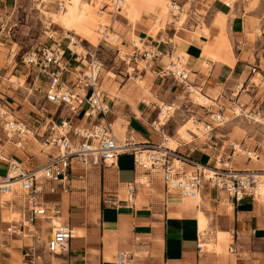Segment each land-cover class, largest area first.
I'll return each instance as SVG.
<instances>
[{
	"label": "crops",
	"instance_id": "1",
	"mask_svg": "<svg viewBox=\"0 0 264 264\" xmlns=\"http://www.w3.org/2000/svg\"><path fill=\"white\" fill-rule=\"evenodd\" d=\"M19 1L5 0V2H11V4ZM78 1L67 0L68 7L65 8L67 14H69L66 15L67 22L63 26L58 25L65 31L74 32L75 35L87 41H92L97 37V35L95 36L97 30L83 24L79 19L82 17L97 23L98 18L95 17V14H92L94 9L90 11V16H85V9L82 4L80 5L81 1ZM102 1L105 3L101 9L93 5L91 8L110 10L113 7L106 0H92V3L95 5L98 2L102 3ZM216 2L217 0H213L209 5L211 14L215 15L213 24H215L214 20L218 14L228 15L229 19L233 9L222 1ZM174 4L175 8L178 7ZM146 7L144 9L146 14L156 15L153 24L144 15L140 20L134 21L130 13H120V16L126 19L133 29H131L129 35L131 33L137 35L136 32H138L141 36L139 37L141 45H144L143 40L145 39L148 41H151L152 38L162 39L163 42L159 47L164 51L171 50L173 46L177 50L180 47L183 50L180 51L187 59L190 82L197 84L196 87L198 88L202 87L208 100L216 99L215 105L210 106L208 112L215 111L220 105L225 106L226 101L230 102V98H233L234 90L239 83L241 84V80H243L244 87L239 95L240 101H242L244 93H248L247 95L255 94L254 98H256L259 94L260 84L254 83L257 73L252 74L251 69L255 65L263 67L264 57L259 58L257 54L255 61H252L250 56H244L247 53L244 48L241 50L236 49L235 52L230 39H228L229 47H227L228 43L224 37L225 22L223 23L224 27L219 29L218 34L212 40L215 43L212 45V41L208 38L210 37L211 27H208V37L201 34L196 40L193 35L189 34V32L195 34L196 30L190 29L181 33L179 30L182 27H179L177 31L173 26L166 28L167 23L162 24L159 12L150 5ZM171 8L168 3L165 4L162 10L163 17L168 16L171 10L175 11ZM108 19H111V15L108 16ZM110 21L113 26L115 21L112 19ZM75 23H80L85 28L74 31L72 27ZM189 23H191L190 20L186 19L185 25H188L187 27H191ZM156 24L161 27L157 28ZM231 24L233 26L234 22ZM112 31L114 32V30ZM177 35L181 37L180 44L175 41ZM257 36H261V34ZM205 41L207 43L203 50L205 54L203 56L201 54V43ZM259 73L264 78V69L260 70ZM144 96L149 100L148 103L145 101L144 103L149 106L152 103L150 97H154L153 93L150 92V88H146ZM107 99L113 105V115L110 116V119L113 121V129L117 139L121 140L130 131H133L136 140L139 142L148 141L159 144L162 141L160 132L166 133L168 131L164 127L168 120L163 119L160 126L155 127L149 117L150 112L147 108L141 110L136 102L131 103L125 98L131 106L135 104L137 108L135 109L132 106L133 111L128 112L129 110L125 107L117 106L116 103L118 102L111 96H108ZM262 99L264 97L260 101L254 100V105L249 110H256L262 104ZM199 109L207 110V107L201 108L200 106ZM2 110L7 111L6 109ZM194 110L199 112L197 109ZM200 114L199 112L196 116H199L198 118L202 120L204 117ZM40 121L38 120V122ZM204 121H207V117ZM34 123L39 124L37 121ZM203 123L205 124V122ZM116 125H119L122 130H116ZM179 127L180 125H175L171 128V135L165 134L167 140L168 137L178 138ZM257 127L259 128L257 134L252 136L251 132L254 131L252 129L248 138H241L242 145L251 148L254 152H251L253 158L245 160L240 154H237V161L235 162L234 159L235 167L250 170L264 169V125H257ZM217 131L218 129L215 130L217 142L223 146L225 152L230 153L233 145L226 147L224 142H229L230 139L225 140L224 138H230L233 134V128H227L228 132L224 134L226 137L218 136ZM240 137H234L235 141H239ZM207 138L208 135L197 139L206 140ZM197 139H193V141L192 139L181 140L174 147L182 153L191 155L203 164L212 166L214 160L211 157V150L206 146V141L200 143V141H196ZM36 142L40 146L38 147L36 143H32L35 146L33 149L46 156L45 146L37 140ZM9 146L15 147L14 144L7 143L4 148ZM4 148L0 145V150ZM11 152V156H15L20 160L23 159L19 151L14 150ZM180 166L185 171L190 167L188 165ZM73 169L74 172L76 170L80 172L79 175L82 176L81 180L76 179L74 182H76L77 187L84 186V192L88 189L89 182H95L96 184L99 181V191L101 190V192L98 205L96 204L89 214L84 215L83 211L72 210L70 212V208L63 205L64 193L49 196L47 200L50 204L56 203L60 206L61 215L57 217H63L62 225L71 227L73 238L60 253L56 254H51L46 250L47 240L44 243L43 250H40L43 256H40L38 264H119V252L126 255L123 264H264V202L262 199L247 196L240 203H234L223 192L210 184H205L200 193L202 197L200 203H184L181 198L173 196L172 191L170 193L166 191L164 184L162 186L159 182L153 180L151 184L147 182L143 186L137 185L134 203H129L127 185L133 182L138 174L134 169L131 154L119 156L117 163L112 166L92 168L75 165ZM84 173L86 174L85 177L83 176ZM3 176L0 174V177ZM75 177H78L77 174ZM138 178L140 180L141 177ZM20 185L14 188L13 195H2L0 193L3 197H0L3 200L0 207L2 209L13 208L22 217L20 221L9 225L11 228L14 224L18 232L22 231L21 233L10 234L5 231L7 238L0 244V264H20V262L26 264L24 258L20 259L19 257L20 255L23 257L24 248L33 245L41 249L38 244L46 241L51 236L52 220L38 218L34 223H31L34 225V231L31 233H29L30 227L27 224V227H22V222L25 223V220L21 208L23 200L20 196ZM95 189L98 188L95 187ZM177 194L181 195L179 192ZM50 197H56V199H50ZM11 200L17 201L19 207L14 202L6 207L5 203ZM198 211L202 212L208 219V227L204 231H200L199 228Z\"/></svg>",
	"mask_w": 264,
	"mask_h": 264
},
{
	"label": "built area",
	"instance_id": "2",
	"mask_svg": "<svg viewBox=\"0 0 264 264\" xmlns=\"http://www.w3.org/2000/svg\"><path fill=\"white\" fill-rule=\"evenodd\" d=\"M187 1L193 3L192 0ZM61 6L59 4V7ZM196 15V11L186 12L185 5H180L179 10L173 13L172 17L176 22L183 21L178 26L183 27L186 16H190L189 20L192 21L196 20L193 18ZM196 22L197 25L201 24L200 20ZM167 24L173 26L175 31L178 30L172 20H168ZM108 36L109 34L104 33L101 42H108ZM49 38H53L52 35ZM63 40L64 37L59 40L54 39L52 45L40 44L23 56V63L26 67L32 68L36 81L45 83L43 89L45 101L57 106L51 117H43L39 125H34L36 137L51 146L55 152L49 154V161L45 164L26 167L15 156H7L9 159L7 161L2 160L5 151L0 150V163L7 166L5 179L21 182L20 196L23 200L21 208L23 219L27 223H34L38 218L51 220L61 215L60 206L56 203L50 204L47 199L49 196L70 190L71 181L76 175L73 169L75 165L92 168L112 166L117 163L119 156L124 154L132 155L134 169L138 172L134 181L127 185L129 203L137 192V185H145L138 178L142 176L147 178V182L160 176L166 191H177L186 197L196 198L204 185L210 184L234 203H240L247 196L256 198L259 189L264 187V170L235 167L236 145L232 146L230 153L225 152L214 134L215 130L225 123L224 105L218 106L216 112L211 113L210 120L205 122L210 131L206 146L211 150V157L214 160L212 166L180 152L178 148L171 150L162 147L166 138V133L163 132L159 144L148 141L136 142L132 133H129L126 141L121 142L114 133L113 121L110 119L113 115V105L108 102V96L100 85V72L104 64L99 57L98 47L82 54L71 49L69 43L65 45ZM161 42L162 39L155 38L151 41H143L144 48L134 44L132 53H123L118 48V57L128 66L127 73L130 78L140 76V72L148 67L153 68L154 71L157 69V76L173 79L191 94L197 84L190 82L187 60L175 55L174 46L168 51L161 49L159 47ZM85 60L87 63L84 62ZM140 61L144 62L143 67H140ZM252 73H259V67L254 66ZM243 87L244 84L239 83L234 90V99L231 102L233 112L234 107L239 108L241 113L245 111L244 104L238 98ZM200 89L203 92L202 87ZM159 110L160 115L162 108L160 107ZM247 113L264 116V111L259 108ZM234 115L236 116L235 112ZM1 118L0 114V120ZM26 128L29 129V124L19 119L10 122L9 131L0 124V145L4 148L7 143H12L16 149H23L26 141L23 133ZM20 141L23 143L22 147L17 145ZM248 158L252 159V157ZM175 161L188 165L193 170L181 172L176 169ZM206 168L211 173L209 176L206 175ZM11 170L13 174L9 175ZM7 188L11 189V186ZM14 201L8 203L12 205ZM22 227H27L26 223L22 222ZM6 231L10 234L22 232H18L14 224L11 228L7 227ZM72 238L73 232L69 225L52 227L46 250L56 254L59 249L65 248ZM38 251L39 249L33 245L25 247L24 262L36 264L40 257ZM125 257V253L119 252L118 263L123 264Z\"/></svg>",
	"mask_w": 264,
	"mask_h": 264
},
{
	"label": "rangeland",
	"instance_id": "3",
	"mask_svg": "<svg viewBox=\"0 0 264 264\" xmlns=\"http://www.w3.org/2000/svg\"><path fill=\"white\" fill-rule=\"evenodd\" d=\"M65 1L67 2V0H20L18 3L16 2L14 4H11V2L7 3L5 2V0H0V110L6 109L15 119H19L28 123L29 129H31L32 131L35 130L34 125H39L35 124V121H37V123H40L38 122V120L42 121L43 117L49 118L52 116V114L55 113L57 106L47 103L44 99L43 89L45 88V83L41 82L40 80L36 81V75L33 72L32 68L30 69L26 67V65L23 63V56L28 51L32 50L35 46H39L40 44L44 43L52 45L54 43V39L59 40L64 37L63 41L65 45H67L70 41V37L66 36L71 35L74 38L81 40L79 41V44L83 47V49H81L80 51L82 54H85L87 51L91 52L95 49V47H98L99 57L104 64L103 70L101 71L100 85L107 96H111L113 99H115V101L118 102L116 103L117 106L125 107L127 110H129L128 112H131L133 111L132 106L137 109L136 105L132 104L131 106L125 100V98L128 99L131 103L136 102L138 104V107L140 106L141 110H143V108H147L149 110V117L150 119H152V123H154L158 122L161 119V116L159 115L160 104L178 103L181 109L180 111H176V113L172 114L169 117L166 126H164L168 130L166 131V134L171 135V128L175 125H180V127L178 128L179 141L189 139H192L193 141V139L202 138L209 134L206 124H204L203 122L209 121L211 113L216 112L218 107L215 111L211 110L209 112L208 108L211 105L206 106L207 110L199 109L200 106L196 102L192 101L183 85L177 84L171 78H160L156 75L157 69L154 71L153 68L151 69L148 67V69L141 71L140 76H142L143 78L142 83L136 82L137 77L132 76L130 78V75L127 73L128 66L121 61L120 57H118L117 49L120 48L123 53H132L134 49L133 45L137 41L134 37H132V33L131 35H129L132 27L129 23H127L128 21L126 19L120 16L123 13H121L120 9L116 6V0H106V2L113 7H111L110 10L103 9V11H106L105 13L107 14V17L111 15V19L115 21L114 25L112 26V30H114V32L118 34V36L114 37V39L108 37V42H101L102 33H100V29L97 27V23L92 22L90 19L86 20L82 17H80L79 19L83 24L97 30L95 32V36L97 35V37L92 39V41H87L82 37L75 35L74 32H69L61 29L58 23L50 25V21H46L43 15L40 14V10L42 9L50 13H58L61 10H59V4ZM79 1H81L80 5L82 4V7L85 9V16H90L89 14L92 9L91 6H94L92 0ZM192 1L193 3L188 2L187 0H172V4L175 3L174 5H185L186 12L196 11L197 15L193 16V18L196 20H200L201 23L200 25H197L196 20H192L190 21L191 23H189L191 24V27H187L188 25H184V27L180 28L179 32H187V30L191 29L203 34V31L206 27L208 37L209 28L211 27L210 37L208 38L212 41L218 34L219 29L225 26L224 37L226 39L225 41L228 43L227 47H229L228 39H230L235 52L236 49L241 50L242 48H244L247 52L244 56H250L252 61H255V56L257 54L259 55V58L264 57V0L229 1L231 2L230 7L233 9L231 14L229 15V19L228 15L223 14V17L225 18L224 26L217 25L216 20H214L215 24H213L215 15H212L209 10V5L213 0ZM219 1H222L225 4L227 2L226 0H217L216 3H218ZM104 3L105 2L103 1L102 3L98 2L97 4H95V7L101 9ZM165 4H167V1L164 0L139 1V5L141 6V8L144 7L143 9L147 8V5H150L151 7L156 9V11L159 12V16H161L162 24L164 23L165 25L166 23H168L167 20H172L173 23L178 27L183 21L176 22L174 17H172L173 13H177V8H175L174 6L175 11L171 10L168 16L163 17L162 10ZM67 7L68 6H66V8ZM115 12L117 13L114 14ZM64 14L69 15L67 14L66 10H64ZM144 16L150 19L152 21V24L156 19V15L144 14ZM189 17L190 16H186L185 19H190ZM216 18H219V14L216 16ZM227 19L228 29L226 25ZM232 22H234V27L231 24ZM63 25L65 24H62V26ZM170 26L171 25L166 24V28ZM156 27L160 28L161 26L156 24ZM47 32H52V34H49ZM53 33L56 34H54V36H52L53 38L50 39L49 37L50 35H53ZM136 33L139 37H141L138 32ZM189 34L198 37V34H193L190 32ZM259 34H261V36H257ZM140 40L141 39L139 38V44H141ZM143 41L148 40L145 39ZM211 43L212 45L215 44L213 41ZM141 47L144 48V45H141ZM180 50L183 51L179 47V51ZM131 65L133 66V64ZM139 65L143 67L144 62L140 61ZM258 67L259 71H262V69H264V65L263 67ZM12 75L23 79L24 85L21 86V82L19 84L17 83L16 85L9 81ZM240 82L242 83L243 80H241ZM254 83L257 85L260 84V89L258 92L259 94L256 96V98H254L255 94L247 95L248 93H244L243 99L241 101V103L245 104L244 106L246 112L250 111L249 109L253 107L254 100L260 101L261 98L264 97V78L263 76H261V73L256 74ZM146 88H150V92L154 95V97H150L152 103L149 106L146 105L149 100L146 96H144ZM249 93L251 94L252 92L250 91ZM145 99L147 100L145 101ZM233 99L234 97L230 98V102H225V116H227L229 121L221 127L217 128V135L220 137H226L224 134L228 132L227 128H233V134L230 136V138H224L225 140L230 139L229 142L225 141L224 145L226 147H231V145L237 144L238 147L236 150L244 149L249 152H253L251 148L242 145L241 138H248L250 130L252 129L254 130L253 132H251L252 136L254 134H257L259 129L257 125L262 126L264 124L254 121L255 119L253 120V117H251V119L246 117L235 118L234 112L230 111V109L232 108L231 102L233 101ZM144 101L146 103H144ZM262 101L264 102V99H262ZM263 102L260 106H258L259 110L262 111H264ZM194 109L199 110V112L201 113L200 116L204 117L202 120L198 118L199 116H196V114L199 112H196V110ZM60 110L61 109L59 108V111ZM194 115L197 119L196 121H198V124L197 122L190 124V122L188 121V118ZM206 117L207 121H204ZM259 117H261V119H263L264 121V116ZM115 128L119 131L122 130L119 125H116ZM237 136H241L239 138V141H235L234 137ZM24 138H26V141L24 143L25 145L23 149H16L13 146H9L8 148H4V151L6 153V156L10 157L12 153L11 151H19L21 157L23 158V161H20L26 167H36L45 164L47 161H49V154L55 152L52 148H48V150H46L47 145H45L44 150L47 151V155L44 156L33 149V147L35 146H33L32 143H36V146L38 147L40 146L36 142V140H34V137H31L29 134ZM196 141L204 143L206 140L197 139ZM240 154L243 159L251 160L248 159L247 153L242 154L240 152ZM255 155L257 156L256 153ZM234 159L236 162V159L238 158L234 157ZM6 170L7 166L4 164H0V174L5 175ZM192 170L193 168H187V171ZM79 173L80 172L76 170L75 174H77L78 177H74L72 179L73 182L71 181L72 185L70 190L64 193L63 205H65V207H69L70 212L72 210L83 211L82 213L86 215V213H90L91 209L95 207L96 204L98 205L101 190L99 191V181L96 184L95 182H89V186L88 189H86V192H84V186L77 187L75 184L76 182L74 181H76V179H82V176L79 175ZM83 176L85 177L86 174L84 173ZM2 178L5 179L4 176ZM153 180L154 182H159L163 186L161 177H154L152 181ZM152 181L149 183H153ZM95 187H97L98 189L96 190ZM50 199H56V197H50ZM14 204L19 207L17 201H14ZM5 206L9 207L10 204L6 202ZM2 210L3 209L0 207V244H2L3 241L7 238L5 231L6 227H9V224L3 221ZM47 240L48 238L46 239V241L38 244L41 249H39L37 246V248L39 249L38 254L41 257L43 256V253L40 250H43L44 243L47 242ZM19 257L20 259H23L22 255H20ZM39 261L40 259H37L36 263L38 264Z\"/></svg>",
	"mask_w": 264,
	"mask_h": 264
},
{
	"label": "bare ground",
	"instance_id": "4",
	"mask_svg": "<svg viewBox=\"0 0 264 264\" xmlns=\"http://www.w3.org/2000/svg\"><path fill=\"white\" fill-rule=\"evenodd\" d=\"M139 1L140 0H116V6L120 9L121 13H123V14L130 13V15L133 18V20L134 21H137V20H140L143 17L144 14H146V12L144 11V9L141 8V6L139 5ZM164 1H167V3L170 5V7H172L174 9V6H173L174 3L172 4V0H164ZM226 1H227L226 4L230 6V3L231 2H229V1H231V0H226ZM60 5H62L61 7H59V10L60 9L61 10L58 13H56V14L55 13L47 12V11H45L43 9L40 10V14L43 15V17H44V19L46 21H50V25H53L54 23H58L59 25H62V24H65L67 22V16L63 13V11L65 10V8L67 6V2L66 1L65 2H61ZM176 8H177L176 9V12H177L179 10V6L176 7ZM92 9H94V14L98 18L97 27L100 29V33H102V37H103L104 33L109 34L108 37H110L112 39H114V37L118 36L117 33H115V32L112 31V25H111V21H110L111 19H108L107 14L105 13V11L98 10V9H95V8H92ZM92 9H91V11H92ZM223 16H224L223 14H219V18H216L215 19L217 25H220V26L223 25V23L225 22V18ZM163 25H164V23H163ZM84 28L85 27L82 24L75 23L73 25V27H72V30L77 31V30H83ZM206 31L207 30H206V27H205V29L203 31V34L207 36V32ZM47 33L52 34V32H47ZM54 34H56V33H53L52 36H54ZM195 34H198V37H199V35H201L202 33L195 32ZM66 37H70V39L72 40V41L69 42V47L71 49H73V50H75L77 52H80L81 49H83L82 45L79 44V41H81V40H78V39L74 38L71 35H67ZM132 37H134L136 39V41H137L135 44L138 45L139 47H141V44H139V36L133 34ZM194 37L197 40L198 37L195 36V35H193V38ZM175 41H176L177 44H180L181 41H182L181 40V37L177 35L175 37ZM206 43H207V41L201 43V45H202V53L201 54L203 56L205 55L204 52H203V50H204V48L206 46ZM48 45H51V44H48ZM175 55L180 56L185 61L187 60L184 57L183 53L181 51L177 50L176 48H175ZM84 62L87 63V60H85ZM140 67H142V66L140 65ZM102 70H103V67H102L101 71ZM100 76H101V72H100ZM142 80H143L142 76H138L136 78V82H138V83H142ZM9 81H11L13 84H16V85H17V83L19 84L21 82V86L24 85L23 79L15 76V75H12L11 78L9 79ZM189 97L192 99V101L196 102L201 107H206V106H209V105H211V106H214L215 105V100L216 99H211V100L209 99L208 100V98L205 97V94L203 92H201L200 91V88H198V87H193V90H192L191 94H189ZM146 100L147 99H145V101ZM160 107L162 108V113H160L161 119L158 122L153 123L155 127L160 126V124L162 123V120L163 119L164 120H168L169 117L172 114L176 113V111H180V109H181V107H180V105L178 103H171V104L162 103V104H160ZM230 111H233V108H231ZM234 112L236 113V116H235L236 118L246 117V118H250L251 119V117H253L256 122H260V123L264 124L263 119H261L259 116L250 115L246 111H244V113H241L240 109L239 108H235V107H234ZM0 114L2 116V118L0 120V124L2 125V127L6 128L9 131L10 122L11 121H14L15 118L11 115V113H9V112H7L5 110H2V109L0 110ZM224 119H225V123H227L229 121L228 118H227V116H224ZM196 120L197 119H196L195 115L194 116H190L188 118V121L190 122V124L191 123H195V122H197V124H198V121H196ZM225 123H223L222 125H224ZM24 131H25V133H23L24 134L23 137L28 136L30 134L31 137H34V139H36L37 141L40 142V140L36 137V134H35L36 132L34 130L32 131L31 129L26 128ZM208 132L210 134L209 129H208ZM129 133H132V136L134 137V140L136 142H139V141L136 140V136H135V134H134L133 131L132 132L130 131ZM129 133L123 139H121V140L118 139V140L121 141V142L126 141L127 138H128ZM178 142H179L178 138L175 139L173 137H168V140H167V138H165V141H163V146L162 147H165L166 149L174 150V149H176L174 147V144H176ZM17 145L20 146V147H22L23 146L22 141H20L19 143H17ZM42 145L45 146L46 144H44L42 142ZM46 147H47L46 150H48V148H50V149L52 148L49 145H47ZM237 147H238V145L236 144V149H237ZM240 152L242 154L247 153L248 157H252L253 158V156H252L253 154H251V152H249L247 150H244V149H242V150H236V153H235L234 157H236L237 154H240ZM2 160L7 161L9 159H8V157H6L4 155ZM180 165H182V163H180L178 161H175L176 169L177 170L179 169L181 172L185 171V170L182 169V167ZM262 170H264V169H262ZM255 171H260V170H255ZM188 172H190V171H188ZM12 174H13V172L11 170L9 172V175H12ZM210 174L211 173L208 171V168H206V175L209 176ZM9 177H11V176H9ZM4 178H6V177L4 176ZM140 181H142L144 183H147L148 180H147V178H145L144 176H142L140 178ZM20 184H21L20 180H8V179H3L2 177H0V193L2 195H9V194L10 195H13L14 193L12 191L14 190V188L17 185H20ZM7 186H11V189H8ZM172 195L181 198L184 201V203L185 202L200 203V201L202 200V197L200 195H198L196 198H192V197H186V196L178 195L177 192H175V191H172ZM256 197L259 198V199H262L263 202H264V187H262V188L259 189ZM134 199H135V197L132 198L131 203H134ZM2 202H3V200L0 199V203L1 204H2ZM197 217H198V220H199V228H200V231H204L208 227V219L200 211H198ZM2 218H3V221L5 223H8L10 225L13 222L20 221L22 217H21V215L19 213H16L13 210V208H10V209H3L2 210ZM62 218L63 217L60 216V217H55V218H52L51 219L52 220V225H53L54 228L62 225ZM25 223L30 227V232L29 233H31L32 231H34V225L33 224L27 223L26 221H25ZM61 251H62V248L59 249L57 252L60 253ZM40 258L41 257H39L38 259H40Z\"/></svg>",
	"mask_w": 264,
	"mask_h": 264
}]
</instances>
